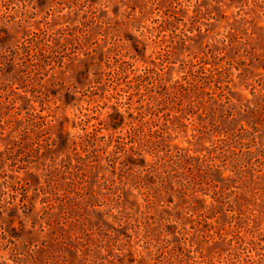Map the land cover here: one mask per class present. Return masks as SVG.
<instances>
[{
  "label": "rangeland",
  "instance_id": "1",
  "mask_svg": "<svg viewBox=\"0 0 264 264\" xmlns=\"http://www.w3.org/2000/svg\"><path fill=\"white\" fill-rule=\"evenodd\" d=\"M83 256L264 264V0H0V264Z\"/></svg>",
  "mask_w": 264,
  "mask_h": 264
},
{
  "label": "trees",
  "instance_id": "2",
  "mask_svg": "<svg viewBox=\"0 0 264 264\" xmlns=\"http://www.w3.org/2000/svg\"><path fill=\"white\" fill-rule=\"evenodd\" d=\"M179 190H180V192L182 191V189H181V188H180ZM83 260H84V262H85L86 264H89V263H91V264H92V261H91V259H90V258H87L86 256H83Z\"/></svg>",
  "mask_w": 264,
  "mask_h": 264
}]
</instances>
